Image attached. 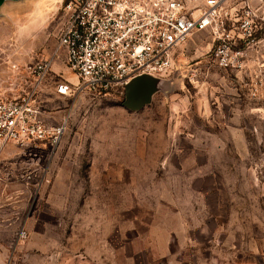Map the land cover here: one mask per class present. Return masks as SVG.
Segmentation results:
<instances>
[{
    "label": "rangeland",
    "instance_id": "1",
    "mask_svg": "<svg viewBox=\"0 0 264 264\" xmlns=\"http://www.w3.org/2000/svg\"><path fill=\"white\" fill-rule=\"evenodd\" d=\"M59 16L37 29L0 15V75L50 55ZM210 49L192 36L137 112L123 90L46 87L41 120L64 132L0 155V264H264V54L226 72Z\"/></svg>",
    "mask_w": 264,
    "mask_h": 264
},
{
    "label": "built area",
    "instance_id": "2",
    "mask_svg": "<svg viewBox=\"0 0 264 264\" xmlns=\"http://www.w3.org/2000/svg\"><path fill=\"white\" fill-rule=\"evenodd\" d=\"M260 8L253 0H63L50 55L35 53L13 65L9 88L0 94V155L8 147L58 145L64 124L51 126L40 117L47 86L66 99L85 92L105 97L135 76L165 77L194 33L210 36L215 67L246 71L264 54ZM54 62L76 83L54 74Z\"/></svg>",
    "mask_w": 264,
    "mask_h": 264
},
{
    "label": "water",
    "instance_id": "3",
    "mask_svg": "<svg viewBox=\"0 0 264 264\" xmlns=\"http://www.w3.org/2000/svg\"><path fill=\"white\" fill-rule=\"evenodd\" d=\"M29 1L30 0H0V15H6L10 22H16V17L23 16L26 12H29ZM57 11L55 10L53 14ZM34 27L38 29L40 26ZM23 63H25V61L10 63L4 74L0 75V94H6L9 88L8 77L10 76L12 66L21 65ZM162 82L163 79L151 74H141L131 78L124 84V96L121 107L129 112L140 111L151 103L152 97L159 91Z\"/></svg>",
    "mask_w": 264,
    "mask_h": 264
},
{
    "label": "crops",
    "instance_id": "4",
    "mask_svg": "<svg viewBox=\"0 0 264 264\" xmlns=\"http://www.w3.org/2000/svg\"><path fill=\"white\" fill-rule=\"evenodd\" d=\"M62 1L63 0H30L29 12H26V14H24V18L26 17V19H28V21H30L33 26L44 25V21L47 20L49 14L51 12H54L55 10L57 11ZM15 20L16 22L20 21L21 17H16ZM195 34L196 33L190 35L188 41ZM58 65H60V63H58Z\"/></svg>",
    "mask_w": 264,
    "mask_h": 264
}]
</instances>
